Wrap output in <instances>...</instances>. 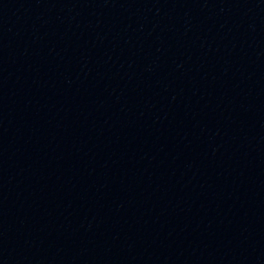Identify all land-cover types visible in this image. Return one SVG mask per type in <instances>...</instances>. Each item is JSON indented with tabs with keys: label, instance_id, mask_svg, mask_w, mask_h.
Wrapping results in <instances>:
<instances>
[{
	"label": "water",
	"instance_id": "water-1",
	"mask_svg": "<svg viewBox=\"0 0 264 264\" xmlns=\"http://www.w3.org/2000/svg\"><path fill=\"white\" fill-rule=\"evenodd\" d=\"M0 264H264V0H0Z\"/></svg>",
	"mask_w": 264,
	"mask_h": 264
}]
</instances>
